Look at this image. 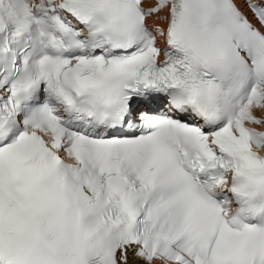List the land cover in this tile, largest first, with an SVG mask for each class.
<instances>
[{
  "label": "snow or ice",
  "instance_id": "snow-or-ice-1",
  "mask_svg": "<svg viewBox=\"0 0 264 264\" xmlns=\"http://www.w3.org/2000/svg\"><path fill=\"white\" fill-rule=\"evenodd\" d=\"M0 264H264V0H0Z\"/></svg>",
  "mask_w": 264,
  "mask_h": 264
},
{
  "label": "bare ground",
  "instance_id": "bare-ground-1",
  "mask_svg": "<svg viewBox=\"0 0 264 264\" xmlns=\"http://www.w3.org/2000/svg\"><path fill=\"white\" fill-rule=\"evenodd\" d=\"M150 22H152V21H150Z\"/></svg>",
  "mask_w": 264,
  "mask_h": 264
}]
</instances>
